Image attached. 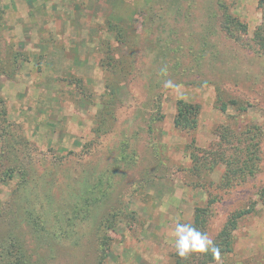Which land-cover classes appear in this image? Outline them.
I'll return each mask as SVG.
<instances>
[{
	"label": "rangeland",
	"instance_id": "1",
	"mask_svg": "<svg viewBox=\"0 0 264 264\" xmlns=\"http://www.w3.org/2000/svg\"><path fill=\"white\" fill-rule=\"evenodd\" d=\"M202 261L264 264V0H0V264Z\"/></svg>",
	"mask_w": 264,
	"mask_h": 264
},
{
	"label": "trees",
	"instance_id": "2",
	"mask_svg": "<svg viewBox=\"0 0 264 264\" xmlns=\"http://www.w3.org/2000/svg\"><path fill=\"white\" fill-rule=\"evenodd\" d=\"M222 108L224 109V106H222ZM185 111H184V113H185ZM179 117L181 118L182 121H184L186 123V121L184 120V118H182V116H179ZM254 148H256V147H254ZM248 149H249V147H248ZM251 152H248L247 159L242 162V169L239 170L238 176H244L245 177L244 179L239 181L240 183L244 182L245 179H247L248 177H252L254 175L255 164L253 163L252 158L255 157L257 150L253 149V150H251ZM234 173H235L234 169H232L231 167L228 166V169H227L226 174H225L227 181L224 182V185L226 188H228L229 184H231L230 182L233 181ZM207 203H208V206H211L213 204V200L208 199ZM200 215H203V210L201 211L200 209H195L192 225L195 226L197 229L201 228L205 222L203 217L200 218ZM236 218H237V216H235V214H230V217L228 218V220L225 223V229H222L220 234L217 235L218 240L216 242V245L220 248L221 253H225V252L230 251V240H229L230 232H228L227 229L229 228V230H231L232 228H235ZM198 256L208 257L207 260H204L205 262L208 260H209V262H213L215 260L212 256V254H209V253H203V254L198 253ZM204 261H202L201 264H203Z\"/></svg>",
	"mask_w": 264,
	"mask_h": 264
},
{
	"label": "clouds",
	"instance_id": "3",
	"mask_svg": "<svg viewBox=\"0 0 264 264\" xmlns=\"http://www.w3.org/2000/svg\"><path fill=\"white\" fill-rule=\"evenodd\" d=\"M164 87L173 88L176 85L171 80H167L164 83ZM175 247L181 257L189 253H211L213 258L218 260L221 256V250L213 239L191 224H176Z\"/></svg>",
	"mask_w": 264,
	"mask_h": 264
}]
</instances>
